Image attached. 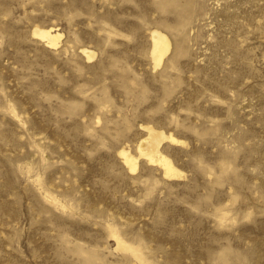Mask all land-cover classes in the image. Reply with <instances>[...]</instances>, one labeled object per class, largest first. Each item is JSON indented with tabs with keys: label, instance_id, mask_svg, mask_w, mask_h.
<instances>
[{
	"label": "rangeland",
	"instance_id": "obj_1",
	"mask_svg": "<svg viewBox=\"0 0 264 264\" xmlns=\"http://www.w3.org/2000/svg\"><path fill=\"white\" fill-rule=\"evenodd\" d=\"M0 264H264V0H0Z\"/></svg>",
	"mask_w": 264,
	"mask_h": 264
},
{
	"label": "bare ground",
	"instance_id": "obj_2",
	"mask_svg": "<svg viewBox=\"0 0 264 264\" xmlns=\"http://www.w3.org/2000/svg\"><path fill=\"white\" fill-rule=\"evenodd\" d=\"M33 36L42 40L46 45L56 47L59 43L61 35L56 33L55 30L48 29H35ZM170 43L166 35L159 31L151 32V49L150 54L154 63V67H159L163 59L168 55ZM82 54L87 59H92L94 53L89 50H82ZM145 136L136 146L138 156H133L129 151L121 150L119 156L122 158L123 163L130 171H135L137 168L138 159L142 158L148 163L159 166L162 169L164 178H174L181 176L172 161L162 154L160 147L164 142H177L175 138L170 135H165L162 131L154 130L150 127L143 128Z\"/></svg>",
	"mask_w": 264,
	"mask_h": 264
}]
</instances>
